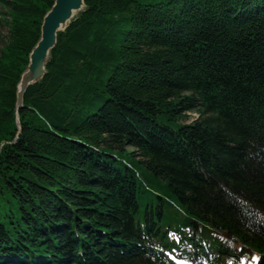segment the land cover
<instances>
[{
	"label": "trees",
	"instance_id": "trees-1",
	"mask_svg": "<svg viewBox=\"0 0 264 264\" xmlns=\"http://www.w3.org/2000/svg\"><path fill=\"white\" fill-rule=\"evenodd\" d=\"M54 1L0 0V264H264V0H84L10 144Z\"/></svg>",
	"mask_w": 264,
	"mask_h": 264
},
{
	"label": "water",
	"instance_id": "water-1",
	"mask_svg": "<svg viewBox=\"0 0 264 264\" xmlns=\"http://www.w3.org/2000/svg\"><path fill=\"white\" fill-rule=\"evenodd\" d=\"M67 5L62 8L63 0H55L53 7L46 14L41 26V36L29 55V64L26 71L22 74L20 84L17 86V100H16V126L17 135L13 143L15 144L19 139L22 126L20 123L19 111L23 107L24 96L29 86L41 81L46 74V66L50 60L51 50L54 49L57 43L58 32H63L67 29L69 24L77 20L79 16L84 13V8L79 10V13L73 15L72 20L66 25V22L71 17L73 10L75 11L80 0H65ZM85 7V6H84ZM62 8L63 10H60ZM73 9V10H72ZM63 25V26H62ZM62 27V28H61ZM37 54L39 56H37ZM3 145L0 147V152Z\"/></svg>",
	"mask_w": 264,
	"mask_h": 264
},
{
	"label": "bare ground",
	"instance_id": "bare-ground-1",
	"mask_svg": "<svg viewBox=\"0 0 264 264\" xmlns=\"http://www.w3.org/2000/svg\"><path fill=\"white\" fill-rule=\"evenodd\" d=\"M66 3H68V2H66L65 0H63V4H62V8H64L67 4ZM85 6V7H84ZM62 8H60V10H63ZM66 8V7H65ZM77 9L74 11L73 9V12H72V15H71V17L68 19V21L66 22V25L72 20V18H73V15H75L76 13H79V10H82L83 8H84V11L86 12L87 11V6H86V4H85V1L84 0H80V2H79V4L77 5V7H76ZM63 26V25H62ZM62 28V27H61ZM37 56H39L38 54H37ZM19 84H20V82H19ZM18 84V85H19Z\"/></svg>",
	"mask_w": 264,
	"mask_h": 264
},
{
	"label": "rangeland",
	"instance_id": "rangeland-1",
	"mask_svg": "<svg viewBox=\"0 0 264 264\" xmlns=\"http://www.w3.org/2000/svg\"><path fill=\"white\" fill-rule=\"evenodd\" d=\"M3 36L6 37L7 36V30H3ZM189 115V118H188V122H192L193 120H195V118L198 117V114H195V113H188Z\"/></svg>",
	"mask_w": 264,
	"mask_h": 264
},
{
	"label": "snow or ice",
	"instance_id": "snow-or-ice-1",
	"mask_svg": "<svg viewBox=\"0 0 264 264\" xmlns=\"http://www.w3.org/2000/svg\"><path fill=\"white\" fill-rule=\"evenodd\" d=\"M258 259H259L258 257H253V258H252L253 261H256V260H258ZM184 264H188V262L185 261ZM229 264H232L231 260L229 261ZM240 264H245V258H243V257L241 258V260H240Z\"/></svg>",
	"mask_w": 264,
	"mask_h": 264
}]
</instances>
